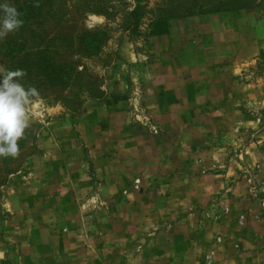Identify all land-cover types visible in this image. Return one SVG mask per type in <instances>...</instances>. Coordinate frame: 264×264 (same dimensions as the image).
Segmentation results:
<instances>
[{
    "label": "rangeland",
    "instance_id": "obj_1",
    "mask_svg": "<svg viewBox=\"0 0 264 264\" xmlns=\"http://www.w3.org/2000/svg\"><path fill=\"white\" fill-rule=\"evenodd\" d=\"M137 2L40 0L13 33L76 69L22 80L40 95L0 157V264H264V0H141L133 30Z\"/></svg>",
    "mask_w": 264,
    "mask_h": 264
},
{
    "label": "clouds",
    "instance_id": "obj_2",
    "mask_svg": "<svg viewBox=\"0 0 264 264\" xmlns=\"http://www.w3.org/2000/svg\"><path fill=\"white\" fill-rule=\"evenodd\" d=\"M38 7L39 5H34ZM0 40L17 31L24 24L14 5L0 4ZM27 72L24 69L9 70L0 65V157H17L20 153L19 141L30 127L28 112L33 98H39L34 86L22 83Z\"/></svg>",
    "mask_w": 264,
    "mask_h": 264
},
{
    "label": "trees",
    "instance_id": "obj_3",
    "mask_svg": "<svg viewBox=\"0 0 264 264\" xmlns=\"http://www.w3.org/2000/svg\"><path fill=\"white\" fill-rule=\"evenodd\" d=\"M137 5L136 7L132 10L130 13L131 18H132V25L131 28L133 30H137L140 26V22L142 19V16L144 14V8L145 6L141 4V0H137ZM40 5V0H27V3L25 6H22V4H19L17 6L18 12L21 13V19L24 21V24L21 28L18 29V31H22L25 29L27 31V26L30 24V15L32 14H38L39 13V6L35 7L34 5ZM226 4H219L215 5L212 8L206 9V8H201L199 10V13H212L217 12L221 10L223 7L229 8V6H223ZM183 6L184 11H187V8H184V3L183 1H178L174 2L171 5L166 6L167 8L161 9V14H160V19H174V18H179L187 15L188 12H184L181 10V7ZM192 13V12H189ZM28 17V18H27ZM14 32L9 33L11 36L9 39L5 40V44L10 45L9 52L7 56L12 57L13 59L17 60L15 63H13L12 67L13 70L16 69H24L27 72V76L24 77L23 79L26 80H34V75L39 74L43 80H45L48 83L53 82L54 75L56 74V78L60 81H65L66 79V68H74L73 71L76 69V64L72 61H69L66 65L63 64H57L56 58L54 57V53L49 50L42 49L40 50V46H36V53L31 54L32 52H27L25 50L26 44L23 40L22 34H19V36H16V34H13ZM70 34H63L61 33V37H69ZM42 37V36H40ZM71 38V36L69 37ZM21 39V40H19ZM73 42H70V45H72ZM45 54V55H42ZM72 68V69H73ZM33 71H35L33 73ZM61 72L59 75L58 72ZM67 77L69 75L67 74ZM71 79V78H70ZM59 81V82H60ZM70 81V80H69ZM68 81V82H69Z\"/></svg>",
    "mask_w": 264,
    "mask_h": 264
}]
</instances>
